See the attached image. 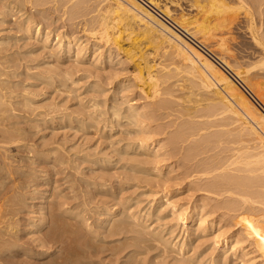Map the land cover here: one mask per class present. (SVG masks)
Here are the masks:
<instances>
[{"label":"rangeland","instance_id":"1","mask_svg":"<svg viewBox=\"0 0 264 264\" xmlns=\"http://www.w3.org/2000/svg\"><path fill=\"white\" fill-rule=\"evenodd\" d=\"M139 1L145 7L151 9L159 18L168 24L171 23V26L178 28V30L181 28L174 22L176 14L180 16L185 12L193 16L197 12L195 7L191 6L190 0H158L160 8L152 6L148 2L150 0ZM49 4L51 5L48 2L45 6L49 7ZM164 4L172 10H170V14L172 13L169 15L170 17H167L159 10H162L161 7ZM45 6L43 5L42 7ZM3 9L4 7L0 3V98L1 101L3 100L0 104V203L2 204V214L5 218L0 222V264H188L189 259L187 257L178 258L174 252H169L170 250L166 251L163 258L154 257L153 254L162 251V246L157 244V242H155V245L153 241L149 242L150 248L147 250H145L146 245L144 247L143 245H136L133 237L138 232L134 230L126 231V233H116L115 235L111 232L109 233L108 227L102 226L104 215L102 214L101 216V213L104 208H115V212L112 214L114 220L117 219L115 217H121L122 213L126 214V212H132L133 210L135 212L136 210L137 214H140L142 221L144 219L143 223L146 221L147 223H145L149 227L152 226V228L148 227L149 230L160 231L164 237L172 239L173 242L177 241L176 243H178L183 239H191L188 244L189 247L187 246L185 251H188L186 255L191 254L189 256L192 258H201L198 260H206V262L207 260L216 259L217 261L215 262L217 264H244L246 258L242 259L232 255V251H229L230 249L224 253L226 260L223 259L224 257L222 258L223 254L221 253L214 257L218 249L214 248L212 237L216 232L227 234L233 228L240 227L244 229L246 234H253L251 232L252 229L242 225L240 222H236L237 217L235 215L237 211H229L230 214L225 213L224 209L214 211L215 213L208 212V209L221 198L217 197L218 195L216 196L214 192L209 193L204 189L201 191L202 188H199L204 181L209 180L208 177L205 176V180L204 178L200 180L194 176L185 178L182 175L184 170L187 169L186 167L202 166L203 163L209 162L215 157L231 154L230 145L232 144L226 142V135L221 136L220 142H216V146L211 144L204 147V151L197 150L198 152H193V144L195 143V138L200 134L233 130L235 127L234 123L229 124L228 121L230 119L225 118L218 111L215 114L207 112L204 109L205 100L203 99L204 96L202 97L203 94L196 93V89L193 94L190 92L189 87H193L190 85L191 79L187 77V81H185L186 85H189L187 87L184 82L186 77L182 76V79L181 75L176 76L174 79L180 81L175 80V82H181L185 88L178 87V89H174L173 96H170L171 100L167 105L169 109L166 107L160 110L156 122H150L152 127L156 125L160 129H164H162L163 133L154 136L155 138H160L159 144L164 147L160 145L159 149L161 150L157 151L158 157L163 154L161 155L162 158H158L159 161L162 159L163 163L159 162L161 166L154 171L150 165V170L142 172L143 167L141 165L138 167L137 160L138 157L141 158L144 154L142 155L141 153L140 155L141 150L134 149L132 143L134 136L126 132L125 134L122 131L125 126L117 123L112 126L108 124L104 127L106 121L102 120V118L107 116L105 114L96 118L92 116L94 111L91 104L95 100L100 104L96 108L102 109V111H110L112 104L115 107L123 108L124 106V103H122L124 90L114 87L121 72V64L116 62L117 57L113 59L112 63L102 67H95L91 62L92 58L90 56L77 61L74 60V57L63 55L60 58L61 60L56 61L55 57L48 55L46 48L43 49L41 47L38 39L34 36L30 37L29 34L25 35L22 30H19L20 24L18 20L21 16L18 17L14 12L1 14ZM75 20L77 21V19H74L72 21L68 20V22H76ZM42 22L45 23L47 20L42 19ZM57 22L49 25L48 29L57 28V31H59L62 24L60 20ZM191 25L193 24H189V26ZM244 27L242 22L237 21L233 24H224L220 29L212 31V34L217 33L214 35L215 40H201L206 47L196 40L201 39V37L199 38L200 35L198 36L197 34V37L193 38L189 36V38L199 45L200 48H203L202 50L205 53L207 51V56L215 63L220 62L222 71L229 74L237 87L243 88L241 92H244L243 94L248 96L259 109L264 111V98H262L264 97L262 96L264 95L262 94L264 93V65L260 63L264 60L255 62L259 58V56L257 57L259 49L248 33H246V28ZM262 28H264V25H262ZM70 31L73 32L74 30ZM60 32H65V30ZM86 36L83 34L80 37L85 39ZM219 36H222V38ZM89 39L91 38L89 37ZM54 41L55 38H53V43L51 42L49 48L56 46H53ZM219 48L224 51V55L232 63L240 62L242 66L240 69H245L244 77H238L234 73V68L225 67L219 61L217 56L219 58H221L220 55L222 56ZM162 57L160 58L165 60L166 57ZM254 58L253 63L257 64L256 66L252 63ZM56 64L61 68L57 67L55 70L54 65ZM169 65L172 68L173 65ZM125 67L127 69L124 70L125 72L122 71L125 73H122L123 77L128 75L133 68L131 64H125ZM2 69L5 70L2 71ZM1 72L5 73L2 75ZM56 73L58 76H54ZM112 75L117 77H112ZM247 75L253 76L254 80L250 79L249 76L247 77ZM245 77L249 79L250 84L249 81H244ZM254 82L261 83L258 87H262L260 88V94L262 95L255 91V87L253 88L252 84ZM194 88H191V90H194ZM112 94H115V96L113 97ZM185 94H188V96ZM190 94L191 96L193 95L190 98H192V101L195 100L194 102H191V99L189 100ZM134 95L138 99L137 102L145 101L142 97L138 98V92ZM161 96L167 97L168 95L161 94ZM199 96L202 98L200 99ZM201 100L203 103L199 102ZM196 101L199 104L202 103L201 106L198 103L195 104ZM50 111L52 112L50 113ZM90 111H93L92 114H90ZM178 111L180 112L178 113ZM206 113L210 116H213V114L215 116L210 117ZM145 121L147 122V120ZM185 121L187 122L185 123ZM180 129L182 130L181 133H179ZM197 130H200V133L196 132ZM175 133H179L176 138ZM126 144L131 145L130 147L127 146L123 151ZM225 146L228 148V152ZM223 147L225 148L224 152L222 150L224 149ZM188 148L190 149L189 151ZM208 149L211 150L208 151ZM213 149L214 151H212ZM61 161H65V164ZM203 172H206V170ZM150 174L151 176H149ZM193 174L195 175V172ZM166 179L167 182L163 181ZM99 182H105L103 187L102 185L100 187L97 184L95 185V183ZM166 186L170 189L169 199L172 201L174 199L175 201L173 202H178L177 205L187 206L188 209L197 203V205L201 204L202 213H206L205 215L208 217L206 218L211 219L214 217V220L216 219L217 223L214 222L213 224V228L216 227V230L208 229L202 231V228L198 227L197 223L189 221H187L188 223L180 224L175 218L170 216V205L167 204L165 206L166 203L162 205L163 213L161 215L164 216L156 219L154 215L157 211L155 209L160 204L157 201ZM113 195L116 199L112 197ZM205 198L206 200H202ZM152 199L156 200H153L154 203L151 204ZM207 200L209 201L207 202ZM128 205L132 211L129 210ZM75 210L79 212L76 214L78 218L75 214L73 215L72 211ZM222 211L225 214H221ZM119 214L122 215L119 216ZM216 216H220L218 218L221 221L218 222ZM83 217L90 222L87 220L83 222ZM234 221L235 224L231 226ZM169 226L173 227V234L169 232V229H171ZM249 239L259 241L261 238L250 235L246 241L248 242ZM118 248H124V250L117 251ZM134 250H138V252H132ZM142 250L144 252L139 253ZM184 258L186 259L185 261ZM164 260L166 261L163 262Z\"/></svg>","mask_w":264,"mask_h":264},{"label":"bare ground","instance_id":"2","mask_svg":"<svg viewBox=\"0 0 264 264\" xmlns=\"http://www.w3.org/2000/svg\"><path fill=\"white\" fill-rule=\"evenodd\" d=\"M48 2L51 3V5L49 4V7H46L45 5ZM148 2L152 6L160 8L158 0H150ZM0 3L4 7L1 14L14 12L18 15V17L21 16V18L18 20L20 24L19 30H22L25 35L29 34L30 37L34 36L36 39H38L41 43V47L43 49L46 48V52L48 53V55H50L51 57H55L54 59H56V61L61 60L60 58L63 55L67 57H74V60L77 61L83 60L87 56H90V58H92L91 62L95 67H102V66H107L109 63H112L113 59L117 57L116 62L121 64L120 66L121 72H120V77L119 79L116 80L114 87H118L122 91L124 90V94H123L124 98L123 100L121 99L122 103H124V106L123 108L115 107V105L112 104V107L110 106L111 107L110 111H102V109L96 108V106L100 104L95 100V102L91 104L94 114H92L93 111L92 112L90 111L91 112L90 114H92V116L95 118L105 114L107 115L106 117L102 116L104 118V119L102 118V120L106 121L104 127L108 124L109 126H112V125H116L117 123L121 126H125V128L122 130L124 133L126 132L127 134L129 135L131 134V136L132 135L134 136L132 141L134 145V149L137 150L140 149L141 150L140 155L141 153L142 155L144 154L143 156H141V158L138 157L137 160L138 167L139 165L143 167V170L141 169L142 172L143 171L147 172V170H150L149 167L150 165L154 171L155 169H158V167L161 166L159 165V162H162L161 161L162 159L159 161L158 158H162L161 155L163 154H161L160 157H158L159 154L157 153L158 150H161L159 149L161 145L159 144L160 138L159 137L155 138L154 136L155 135L158 136L159 133L160 134L163 133L164 129L160 126L163 129L162 130L156 125H154L155 127H152V124H150V122L151 121L156 122L158 112L162 109H165L166 107L168 108L167 105L171 100L170 96L171 97L173 96L174 89H178V87L179 88L184 87V84H182L181 82L176 83L175 80L178 79H174V78L176 76L178 77L179 75H181V78L183 79V77L185 76L186 77V80H184L185 82L187 81V77H189V79H191L190 85L195 87L194 90H191V88L193 87H189L190 92H192L191 94H193L196 89L197 90L196 93L198 92L201 95L203 94L202 97L204 96L203 98L205 100L204 109L207 112L214 114L218 111L225 118L230 119L231 121L227 120L228 123L229 124L234 123L235 127L233 128V130L231 129V131H222V132L215 131L213 133L209 132L206 134H200L198 137H196L194 140L195 143L193 144L194 146L193 149L195 151L193 150V152H196L197 150L204 151L203 148L211 144L213 145L215 144L216 146V142L217 143L220 142L221 136L223 137L224 135H226V139H225L226 142L232 144L230 145L231 146L230 148L232 149V153L231 154L228 153V155L226 156L222 155V157L214 156L215 158H213L209 162L203 163L202 166L197 165V167L194 168L186 167L187 169L184 170L182 175L185 178H188V176H190V178L191 176H194L196 178H199L200 180L205 176L208 177L209 180L204 181V183H202L203 185L201 184L202 186L199 185L200 186L199 188L200 189L202 188L201 191H203L204 189L206 192L209 193L214 192L216 196L218 195L217 197H221L216 204L212 205L211 207L209 206L210 207L209 209L207 208L208 212L212 213L214 211H219L220 209H224L223 211H225V213L226 212L229 213V211H237L236 212L237 214L235 215V217H237L236 222L237 223L240 222L242 225H246V227L251 228L252 229L251 232L253 233V234L251 233L246 234L242 227L235 229L233 228V230L227 234L216 232L212 237L214 248L218 249V252L214 255V257H216V255L221 253L223 254L222 256L223 258L224 253H226L227 250L230 249L229 251H232L231 252L232 255L240 257L242 259L246 258L244 264H264V111L259 109V107H257L255 103H253L249 99L248 96L243 94L244 92H241L243 88L240 89L239 87H237L233 78H231L229 74H227L225 71H222L223 69L221 68V64H219L220 62L215 63L211 58L207 56L208 52L205 50L207 53L206 54L202 50L203 48H200L199 45H197L191 39L193 37H197L198 34V36L200 35L199 38L201 37V39L200 40L196 38L195 39L198 41V43L203 45L201 40L202 41L211 40V39L215 40L214 35H216L217 33L212 34V31H215L216 29L217 30L220 29V27H223V25L226 23L233 24L234 22L236 23V21L242 22L245 26L244 28H246V33H248L254 44H256L259 49V52L258 53L256 52L258 54L257 57L259 56V58L258 59L256 58L257 60H255L254 58L252 63L254 62V60L255 62L256 61L260 62L261 60H264V28H262V25H264V0H190L191 6H194L195 9L197 10L196 14H194L193 16L188 15L185 12L182 13L180 16L176 14L174 16V20L176 19L177 22L176 20L175 21L173 20L184 32H182L181 29L178 30V28L176 29L175 27L171 26V23L168 24L167 22L159 18L156 14H154L151 11V9L145 7L143 3H141L139 0H0ZM43 5L45 7H42ZM161 8L162 10L161 9L159 10L163 12L167 17H170L169 15L172 14V13L170 14L172 10L169 9V7L165 4ZM186 16L188 17L186 18ZM42 19L44 20L46 19L47 22L43 23ZM74 19H77V21L75 20L76 22H71V23L68 22V20L72 21ZM58 20H60L62 24V27L59 31H57V28L48 29L49 25H52L54 22H57ZM189 24H193V25L189 26ZM44 26H46V28L43 29ZM72 29L74 30L73 32L70 31ZM63 30H65V32H60ZM76 32L77 34L74 35V33ZM67 33H69L70 35ZM54 34L55 36H53ZM83 34L87 35L85 39H81L80 37ZM88 36L91 39H89ZM189 36L191 38H189ZM222 36L219 37L222 38ZM53 38H55L53 46L54 45L56 46L49 48L51 42L53 41ZM220 51L222 56L220 55L221 58L217 56L219 61H221L223 65H225V67L234 68L235 72L234 71L233 72L238 77L239 76L244 77L245 69L244 70L240 69L242 68L240 62L232 63L224 55V51H222L221 49ZM162 56H165L166 57L165 60L170 62H166L165 60H162L160 58ZM260 63L264 65V61H261ZM125 64L126 65L131 64L133 68L132 70H130V73L128 75L123 77L122 71L127 69L125 67ZM169 64L173 65L172 68H170L171 66ZM256 65L254 64V66ZM54 66L56 70V68L59 65L56 64ZM4 70L2 69V71ZM248 70L250 71L249 68ZM4 73H2V75ZM54 76H58V74L56 73ZM248 76L249 75H247V77ZM112 77H117V76L112 75ZM247 77H245L244 81L247 80L248 82L249 79ZM252 77L249 76L250 79ZM252 80L254 79L252 78ZM260 84H258V82L256 83L254 82V84H252L253 88L255 87V91L259 94H260V88H262V87H258V85L260 86ZM186 90L189 91L187 88ZM137 92H138V98L142 97L143 99H145L144 102L141 103L137 102L138 99H136L135 97L136 95H134ZM161 94L164 95L167 94L168 96L164 97L161 96ZM191 94L189 95L188 98L189 100L191 99V102H194L195 100L192 101V98H190ZM185 95L188 96V94ZM112 96L114 97L115 94H112ZM191 97H193V95ZM202 97H200V99ZM2 101L0 98V104L2 103ZM199 102H202V100ZM197 103L198 102L196 101L195 104ZM202 103L200 104L198 103V104L201 106ZM51 112L52 111H50V113ZM179 112L180 111H178V113ZM214 114L213 116H215ZM204 116L206 117V115ZM145 120H147V122ZM186 122L187 121H185V123ZM181 131L182 130L180 129L179 133H181ZM199 131L197 130L196 132L200 133ZM179 133L177 134L175 133V138L179 135ZM130 145L131 144H126V146L123 145L124 146L123 151L125 148H127V146L130 147ZM225 148L222 149L223 152L225 151ZM226 149L228 152L229 151L228 148ZM189 150L190 149L188 148V151ZM210 150L211 149H208V151ZM169 151L168 153L170 154ZM212 151H214V149ZM125 152L127 153V151ZM205 170L206 172H203ZM194 172L195 175L193 174ZM196 172H198V174H196ZM149 176H151V174ZM65 179L67 178L65 177ZM163 181L167 182V179ZM96 184L99 187L100 185H102L103 187L105 182L95 183V185ZM162 193L163 194L159 197V200L157 201L160 204L155 209L157 211L156 214L154 215L156 219H160L164 216L161 215V213H163L162 205L166 203L165 206H167V204L170 205V209H169L170 216L175 218L180 224L181 223L184 224L187 221H189V222L197 223L198 224L197 226L201 227L202 231H206L208 229L216 230V227L213 228L214 227L213 224L214 222H216V219L214 220V217L211 219H207L208 217L205 215L206 213H202L203 211L201 208V204L197 205L198 204L197 203L195 205L190 206L187 209V206L182 207V205H180L181 206L180 207L179 205H177L178 202L176 203L173 202L175 201L174 199L173 201L169 199L170 198V196H168L170 194L169 187L167 188L166 186L163 189ZM112 197L114 198V195ZM206 198L202 200H206ZM156 199H152L151 204L154 203L153 200ZM208 201L209 200H207V202ZM114 209L104 208L101 213V216L102 214L104 215L102 219L104 223H102V226L104 227L107 226L109 229V233L111 232L115 235L116 233L117 234H119L120 232L126 233V231L130 232L131 230H134L135 232H138V234L136 233L137 235L133 237L135 239L136 245L139 246L143 245V247L144 245H146L145 250L150 248L149 242L153 241L154 244L155 242H157V244H160L162 246L161 247L162 251L157 252L158 254L157 253L153 254L154 257L156 258H163L164 255L166 254V251L170 250L169 252L171 251L174 252L178 258L187 257L189 259V261L187 260L188 264L189 262L190 264H217V262H215L217 261L216 259L215 260L211 259L209 261L207 260L206 262V260L205 261L198 260L201 258L198 259L192 258L191 256H189L191 254L186 255L188 251H185V248L188 246L189 242L191 241V239H189L188 237L187 240L183 239L181 242L176 243L177 241L173 242L172 239H169L168 237H164L163 233L162 232L160 233V231L149 230V228H152V226L149 227L148 224H146L147 223L146 221H145L146 223L145 222L143 223L144 219L142 221V219L140 218V214H137L138 212H136V210H135L136 213L134 212V210L132 211L131 207L129 208V210H131L132 212L128 210L130 213L129 212H126V214L122 213L123 214V215L121 214L122 216L119 214V216L121 217H115L117 219L114 220L112 218V214H114L115 212ZM98 211L100 212V210ZM223 211L221 214L224 213ZM72 212L73 215L79 213L76 210ZM2 213H3L2 204L0 203V222L3 221V219H5ZM216 217L218 222L221 221V219L218 218L220 216H216ZM82 220L83 222H85L86 220L89 221L85 217H83ZM149 220L151 221L150 218ZM234 224L235 221L231 226H233ZM190 227L188 226V228ZM172 228L169 229L170 231L168 230L170 233L172 231L174 232ZM199 232L201 231L199 230ZM250 235L260 237L261 239L259 241L249 239V241L247 242L246 240L247 238H249ZM122 249L124 250V248ZM122 249L118 248L117 251H120ZM136 251L138 252V250ZM136 251L134 250L132 252L135 253ZM142 252L144 251L143 250L139 251V253ZM138 255L140 256V254ZM223 259H225V257ZM185 260L186 259L184 258V261ZM165 261L166 260H164L163 262Z\"/></svg>","mask_w":264,"mask_h":264}]
</instances>
